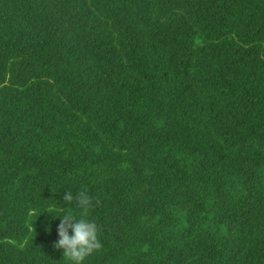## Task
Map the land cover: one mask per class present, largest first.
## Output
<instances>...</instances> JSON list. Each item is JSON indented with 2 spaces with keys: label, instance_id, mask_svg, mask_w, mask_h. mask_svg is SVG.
<instances>
[{
  "label": "trees",
  "instance_id": "trees-1",
  "mask_svg": "<svg viewBox=\"0 0 264 264\" xmlns=\"http://www.w3.org/2000/svg\"><path fill=\"white\" fill-rule=\"evenodd\" d=\"M66 190L85 264H264V0H0V264Z\"/></svg>",
  "mask_w": 264,
  "mask_h": 264
},
{
  "label": "clouds",
  "instance_id": "clouds-1",
  "mask_svg": "<svg viewBox=\"0 0 264 264\" xmlns=\"http://www.w3.org/2000/svg\"><path fill=\"white\" fill-rule=\"evenodd\" d=\"M63 200L66 202L63 208L66 210L63 215H55L60 218V223L56 228L58 238L53 243V247L63 251V257L69 264H85L87 257L102 248L98 227L95 222L87 218L91 207L90 197L85 191H80L76 195L66 190ZM73 203L75 208L79 209V214L73 210Z\"/></svg>",
  "mask_w": 264,
  "mask_h": 264
}]
</instances>
